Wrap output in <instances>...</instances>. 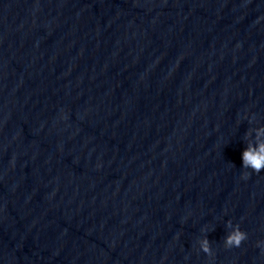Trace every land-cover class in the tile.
Returning <instances> with one entry per match:
<instances>
[{"label": "water", "instance_id": "95a60500", "mask_svg": "<svg viewBox=\"0 0 264 264\" xmlns=\"http://www.w3.org/2000/svg\"><path fill=\"white\" fill-rule=\"evenodd\" d=\"M257 122L264 0H0V264H264Z\"/></svg>", "mask_w": 264, "mask_h": 264}, {"label": "clouds", "instance_id": "9594fccd", "mask_svg": "<svg viewBox=\"0 0 264 264\" xmlns=\"http://www.w3.org/2000/svg\"><path fill=\"white\" fill-rule=\"evenodd\" d=\"M242 118L252 123L255 120V114L245 112ZM244 143L245 146L240 152L241 168L243 169L241 175L247 177L249 174L248 169L255 172L264 169V123L257 122L250 129H246ZM224 226L226 229L223 235L224 247L239 246L247 237V232L241 228L239 222L234 223L231 217L224 220ZM210 230L207 225H202L200 228L201 233H207ZM196 244L203 252L212 253L211 242L206 234L199 236ZM256 245L264 248V239H258Z\"/></svg>", "mask_w": 264, "mask_h": 264}]
</instances>
